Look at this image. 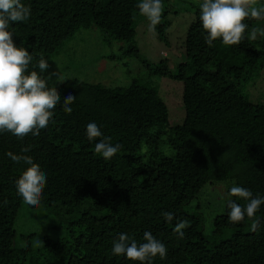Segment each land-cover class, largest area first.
<instances>
[{
    "label": "trees",
    "instance_id": "16d2710c",
    "mask_svg": "<svg viewBox=\"0 0 264 264\" xmlns=\"http://www.w3.org/2000/svg\"><path fill=\"white\" fill-rule=\"evenodd\" d=\"M21 2L31 15L25 22H10L9 31L16 45L32 56L28 71H36L48 88L55 87L61 100L38 136L20 140L10 132L0 133V264H140L114 256L111 249L125 233L143 243L145 231L167 248L166 258L157 255L151 264H264V204L253 218L245 216L237 223L230 222L227 207L228 201L247 203L229 194L233 186L264 197V163L259 162L264 157V103L251 101L244 92V84L264 65V56L254 59L221 39L207 44L197 12L183 41L186 58L175 71L183 86L184 119L166 128V104L136 79L125 88L77 78L55 86L49 69L38 68L41 57L49 64L69 39L90 27L109 42L125 43L123 53L138 56L136 28L147 19L137 8L140 0ZM167 15L166 6L161 15L165 21L155 26L160 39H166ZM259 22L264 20L244 21L247 31ZM257 41L262 50L264 37ZM151 71L167 75V59ZM69 93L76 100L69 105L72 112L66 113L63 99ZM89 122H95L113 145H122L111 159L95 153V143L103 137L87 138ZM162 141L171 154L160 148ZM24 148L29 151L22 152ZM8 152L32 157L46 173L38 205H27L17 195L14 181L28 165L14 163ZM217 182L226 184L228 198L213 219L214 232L230 229L232 234L209 242L202 234L201 217L186 206L202 186ZM193 186H198L195 192ZM24 208L43 212L66 227L69 243L42 236L34 249L29 244L33 234L27 233L24 243L30 251L23 254L24 246L16 245L15 220ZM163 212L173 213L174 219L166 221ZM184 220L188 226L181 239L174 227ZM253 220L260 222L256 231Z\"/></svg>",
    "mask_w": 264,
    "mask_h": 264
},
{
    "label": "clouds",
    "instance_id": "9594fccd",
    "mask_svg": "<svg viewBox=\"0 0 264 264\" xmlns=\"http://www.w3.org/2000/svg\"><path fill=\"white\" fill-rule=\"evenodd\" d=\"M137 8L140 14L147 18L149 30L154 31L161 20L162 0H140ZM199 8V19L206 33L205 42L209 45L217 39H221L226 46L238 45L245 38V32L249 28V25L244 23L246 19L264 20V6H256L255 0H203ZM30 15V7L25 6L21 0H0V133L10 132L20 140L29 134L38 136L41 130L47 128L54 115V109L61 100L55 87L48 88L46 81L41 79L36 71H28L32 56L27 49L16 45L13 33L9 31L10 22H25ZM258 36L264 37V28L254 26L247 38L256 40ZM38 68L41 72L49 68L43 57L39 60ZM75 100L76 97L71 93L63 99V110L66 113L72 112L69 105ZM86 135L90 141L103 137L95 122L87 124ZM121 147V144L113 145L110 137H103L95 143L94 151L105 160H109ZM27 151L28 148L22 149V152ZM7 156L14 163L23 162L28 165L14 184L17 195L25 204L38 205L46 185V173L41 171L40 165L34 163L30 156L12 152H8ZM229 194L247 201L243 206L228 201V218L233 223L243 221L245 216L253 218L264 204V197L259 195L253 197L249 189L241 186H233ZM162 215L168 222L174 219L171 212H163ZM259 223L258 220H253L251 225L253 231L257 230ZM187 226V220L176 223L174 232L179 238L184 237L183 229ZM143 241L138 244L126 233L120 234L113 241L112 254L125 256L140 264H151L157 255L161 259L166 258V246L150 231L143 233Z\"/></svg>",
    "mask_w": 264,
    "mask_h": 264
},
{
    "label": "rangeland",
    "instance_id": "374dc122",
    "mask_svg": "<svg viewBox=\"0 0 264 264\" xmlns=\"http://www.w3.org/2000/svg\"><path fill=\"white\" fill-rule=\"evenodd\" d=\"M202 2L171 0L168 2L171 8L163 4V11L167 6L166 19L169 22L165 29L166 39H160L155 30H149L147 19L142 20L136 28L138 56L123 53L120 47L125 48V43L109 42L95 27L78 31L60 51L51 56L48 69L52 83L57 86L66 79L77 78L106 88H125L136 79L143 86L155 90L166 104L169 113L166 128L181 123L185 115L182 105L183 86L175 76V71L186 58L183 41L197 12H200L199 5ZM255 3L259 6L261 0H255ZM161 21H165V18L161 17ZM255 26L264 28V22ZM249 33L246 30L245 38L240 44L233 45V50L245 51L252 58L259 59L264 56V48L261 50L258 44L259 36L256 40H250L247 38ZM163 59H167L169 66L165 76L151 71L152 66ZM244 92L251 101L264 103V65L253 79L244 84ZM160 148L166 154L172 153L164 141ZM259 162L264 163V157ZM197 188L193 186L192 191L195 192ZM227 196L225 183H209L202 186L186 206L189 213L201 217L202 234L209 242L228 238L232 234L230 229L215 233L213 225V219L222 212ZM15 228L19 235L16 245L24 246L23 254L30 251V247L24 243V235L27 233L33 234L29 244L34 249L39 248L42 236L69 241L66 227L37 210L22 209L15 220Z\"/></svg>",
    "mask_w": 264,
    "mask_h": 264
}]
</instances>
